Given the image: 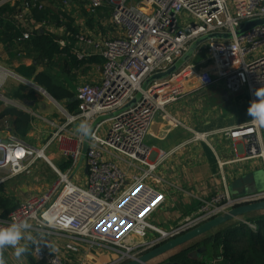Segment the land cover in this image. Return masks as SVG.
<instances>
[{"label":"built area","instance_id":"2783aa9c","mask_svg":"<svg viewBox=\"0 0 264 264\" xmlns=\"http://www.w3.org/2000/svg\"><path fill=\"white\" fill-rule=\"evenodd\" d=\"M77 1L83 2L93 16L110 8V26L114 33L104 40L85 33L73 36L84 49L77 52L79 59L99 55L104 60L100 80L84 82L76 89L75 112H69L34 80L5 67L0 53V101L28 113L33 119L32 126L39 122L49 131L48 136L41 138L46 140L44 145L36 148L12 133L9 126L3 129L7 134L0 137V191L9 181L29 175L39 159L50 162L45 153L53 145L70 163L65 171L51 166L58 175L57 181L44 193L20 203L7 217L0 215V221H10L13 216H46L56 225L50 238L67 242V247L77 252L85 250L95 257L106 254L110 259L103 264H125L236 207L264 201V191L232 196L226 172L228 165L239 161L261 160L264 165L262 130L250 121L211 131L191 130L187 144L210 145L212 138L243 141L244 155L237 160L219 159L223 189L203 200L194 216L164 230L153 224V218L165 204L166 196L153 183L160 181L159 168L186 144L169 152H157L147 143L158 117L170 127L183 126L181 120L169 113L168 107L188 94L192 83L198 82L201 88L221 83L233 94L246 91L250 101L252 91L264 86V25L237 35L246 23L264 19V0ZM18 2L22 4L16 16L20 27L26 26V15L31 8L45 7L41 0H0V8ZM14 25L19 27L16 22ZM214 33L231 34L232 39L222 40L221 46L214 41L207 42L213 57L205 69L192 76V68L188 67V72L180 71L145 87L150 77L169 70L194 41ZM63 34L69 37L66 27ZM31 37L32 33L26 30L16 42L22 43ZM58 42L62 47L68 45L63 38ZM10 79L32 91L48 94L60 113L48 120L31 106L4 97L2 92ZM139 93L141 99L124 110ZM84 117L92 124L100 118L106 119L95 126L98 139L89 142L81 163L84 143L73 129ZM241 222L257 230L255 223L247 219ZM149 234L153 238L147 240ZM34 255L47 264H72L61 254L46 255L41 248Z\"/></svg>","mask_w":264,"mask_h":264},{"label":"crops","instance_id":"0c3cea01","mask_svg":"<svg viewBox=\"0 0 264 264\" xmlns=\"http://www.w3.org/2000/svg\"><path fill=\"white\" fill-rule=\"evenodd\" d=\"M73 3L74 2L72 0L69 2V5H72ZM14 6L15 5L11 7ZM105 9L106 8L102 9L97 17L94 16L96 22L94 24V28H90L87 25L86 27L83 26L82 21L79 19H75L74 25L78 28H81L79 32L88 34L90 37L95 38L96 40H104L106 37H108V35H111L108 34V32L113 31L114 33V29L108 24V21L110 22V18L102 19L100 17L104 15ZM28 21L30 25L39 26L37 27L38 29L46 26V24H43L42 26L37 25V23H35L33 20ZM49 27L50 26L47 27V30L61 37L64 35L63 29H51ZM100 27H104L105 30H101ZM72 38L75 39V37ZM202 46L203 45L198 48L191 61L186 65L187 67L192 68V76L196 75L199 71L205 69L208 66V58H204V56L201 54L202 50L204 49V46ZM85 49L90 50V48L86 47ZM71 50H73L76 56L77 52L84 51V49L76 43V39L74 46L71 47ZM0 53L2 54V64L9 68L14 67L12 65L13 63H19L15 70L20 66L29 67L33 64V61H31L30 58H26L23 54L13 56L14 51L11 50L8 44L1 45ZM95 56L99 57V55ZM86 66L88 68L84 72H80L81 74L85 75V80H100L101 74L97 75L96 73L92 72L94 70L92 67L95 66V64ZM28 103L38 112H48L47 110L44 112L46 107L41 99ZM249 103L250 97L246 91L233 94L228 92L221 83L210 88H201L199 83L195 82L190 85L188 94L168 107L169 113L181 120L183 126L170 127L169 124L161 117L156 119L149 135L147 136V143L152 146L155 151L169 152L171 150H175L182 144H186L185 146L180 147V149L176 151L169 158V160L159 168L157 176L159 177L160 181L158 183H153V186L156 189L164 192L166 196L165 204L157 211L153 219L154 222H156L159 226H162L164 230H168L171 227L178 225L187 217L194 216L199 211V207L202 205L203 200L208 199L223 189L218 167L219 159L223 161L237 160L244 155L245 144L243 141L232 142L230 140L212 138L209 141L210 145L204 142L187 144L188 140L192 136L191 130L211 131L248 122L250 121V117L247 114ZM48 134V129L41 123L36 122L33 123L28 138L31 137L36 140L37 138L41 139L45 136H48ZM4 135L5 132L2 129L0 132V137H3ZM261 136L264 143V130H262ZM259 170L264 171V165L261 160L239 161L228 165L226 167V172L229 179V192L231 191V193H241L251 190L254 186L252 180L248 179V181L245 180L240 184L238 182L243 177H246L249 174ZM20 181L21 180L19 179H13L9 181L2 187L0 192V195L11 199L13 206H17V204H14L15 198L13 197L16 195V190L19 184L23 183ZM256 184L258 190L264 188V175L257 179ZM232 185H235V188L231 190L230 187ZM26 188H28V186L25 185L20 188V190L26 191ZM3 211V208L0 207L1 216ZM233 225H229V227ZM226 228H228V226ZM216 230L218 229H215L214 231ZM49 240L54 244L55 250L50 251L47 247L41 246V249L44 251V253L46 255L52 253L61 254L72 264H103L110 259V257L106 254H103L101 257H95L85 250L82 252H77L74 249L67 247V242L57 238L49 237ZM191 243H195V240L194 242L192 241L178 248L175 250L176 252L172 251L162 256L161 258L151 262V264H157L164 260V262L171 261L169 258L178 254L184 249L190 248V245H192ZM206 249L208 253L209 247L206 246ZM5 258L7 260V264H47L46 260H40L36 258L34 254L28 255L21 261H17L12 255V251L10 249L5 250Z\"/></svg>","mask_w":264,"mask_h":264},{"label":"trees","instance_id":"16d2710c","mask_svg":"<svg viewBox=\"0 0 264 264\" xmlns=\"http://www.w3.org/2000/svg\"><path fill=\"white\" fill-rule=\"evenodd\" d=\"M41 1L45 3V7L43 9L31 8L26 15L25 27H20V22L16 19L17 14L22 10L20 2L16 3L14 7L4 5L0 8V47L3 44H8L14 51L13 56L23 54L26 58L33 59L31 66L18 67L19 74L34 80L54 100L63 103L69 112H75L78 107L74 100L75 92L57 77L55 71H60L63 75L70 77L73 74L84 72L88 68L86 65H100L104 63V60L97 56L90 59H79L71 50L75 42L72 37L80 33L79 28L74 25L73 13L65 9L60 0ZM104 11L108 13L111 12V9L106 8ZM28 20H33L37 25L46 24V26L38 29L39 26L30 25ZM15 22L19 27L14 25ZM48 26L61 30L66 27L69 37H61L47 30ZM91 27L94 28V25ZM26 30L32 33V37L22 43H17V39ZM62 38L66 39L70 46H60L58 41ZM23 91L24 88L16 90L13 94L14 100L32 102L39 99L37 92L24 93ZM32 121V117L23 110L14 106L5 107L0 112V132L9 126L12 133L26 140L32 129ZM69 167V162H63L58 168L65 171ZM17 206H13L11 199L0 195V207L4 210L2 217H7ZM247 220L256 224V231L246 224L238 222L218 232L212 238L214 243L212 259L214 261L216 260L219 264H264V214ZM190 250L192 248L182 250L174 255L171 261L180 264H208L205 257L202 260L200 258L198 260L191 259L188 256Z\"/></svg>","mask_w":264,"mask_h":264},{"label":"rangeland","instance_id":"374dc122","mask_svg":"<svg viewBox=\"0 0 264 264\" xmlns=\"http://www.w3.org/2000/svg\"><path fill=\"white\" fill-rule=\"evenodd\" d=\"M73 4L69 5V3L66 2V0H61L60 3L65 6V9L71 11V13H73V17L75 19H79L82 21V25L86 27V25L90 28H92L91 26H93L96 22H95V17L97 16H89V13L87 12L86 8L84 7V4L77 1V0H73ZM67 5V6H66ZM111 12L106 13V11H104V15L100 16L102 19H109L111 18ZM75 24V21H74ZM108 24L110 25V22L108 21ZM108 24H106L107 26H109ZM51 28V27H49ZM53 29V28H51ZM81 28H79L80 31ZM101 30H105L104 27H101ZM83 33V32H80ZM108 34L113 35V31L108 32ZM205 45V46H204ZM204 49L202 50V55L204 56V58H208V64L211 62V58L213 57V53L210 50V47L208 46V43L203 44ZM202 46V47H203ZM100 57V56H99ZM31 59V58H30ZM31 61H33V59H31ZM13 63L12 65L14 67H7L10 70L15 71V73L19 74L18 72V68L15 70L16 66L19 64ZM103 64H95V66L92 67V69L94 68V70L92 72L98 74H101L102 72V66ZM55 74L57 75V77L62 80L64 83H66L73 92H76V89L84 82H88V80H85V75L81 74L80 72L78 74H73V76L67 77L65 75H63L60 71H55ZM20 75V74H19ZM22 76V75H20ZM23 77V76H22ZM27 78V77H26ZM30 79V78H28ZM20 88H24V93L30 92L32 91L29 87L27 86H23L21 85V83H19L17 80L14 79H10L8 84L6 85V87L4 88L2 94L4 97H6L7 99L14 101L16 103L19 104H24V102L18 100H14L13 98V94L16 90H19ZM39 95V99H41L46 107V109L44 110V112L47 110V113H41L44 114L46 116V118H48V120H53V118L56 117L57 114H59V108L58 106L55 104L54 101H52V99L49 97L48 94H43V93H38ZM1 106H0V112L2 111V109H4L5 107L11 106L8 103H5L3 101H0ZM37 111V110H35ZM38 112V111H37ZM6 133V132H5ZM52 133V132H51ZM7 134V133H6ZM6 135H4L3 137H5ZM26 140L28 142H30L34 147L36 148H41L42 145H44L46 140H41L37 141L33 138H26ZM46 156L48 158V160L56 167H60V165L63 162H66L62 156L60 155V153L56 150V147L53 145L50 147V149H48L46 151ZM59 169V168H58ZM58 175L56 174V172L54 171V169L52 167H50L48 165V163L44 160V159H39L36 164L34 165V167L32 168V172L29 175H22L17 177L16 179L21 180L19 186L17 187V192L15 197V203L19 205L20 203H22L23 201H25L26 199H28L30 196L38 194V193H44L51 185H53L56 181H57ZM26 184H25V183ZM28 186V188H26V191H21L20 188H22L23 186ZM15 188V187H14ZM12 189V188H11ZM1 192V191H0ZM14 193V192H13ZM3 194V193H2ZM18 198V199H17ZM201 208V206L199 207V209ZM258 214H264V212H260V213H251L248 215H245L244 217H241V219H236L233 220L225 225H223V227H219L217 228L218 230L216 231H211L209 232L208 235H203L202 237H199L198 239L195 240V243H191L192 245H190V248H192V250H190L188 256L190 255L191 252L193 251H197L202 247H209V252L207 253V249L205 251L204 254L207 253V255H205V261L208 264H219L216 260L214 261V259H212L214 252H212V246L214 245L212 238L220 231L223 230L224 228H226L227 226L229 227V225H233V224H237L238 222H241L242 220H246L247 218H254V217H258ZM249 216V217H248ZM155 217V216H154ZM154 219V218H153ZM153 224H155L156 226L162 228V226H159L156 222H154L153 220ZM212 236V237H211ZM153 238L152 234H149L147 237V240H150ZM194 242V241H193ZM177 250V249H176ZM175 251V250H174ZM176 252V251H175ZM203 254V255H204ZM201 254L200 259L202 260V258L204 257ZM173 257V256H172ZM171 257V258H172ZM171 258H169L171 260ZM168 259V258H167ZM165 261V260H164ZM162 261V262H164ZM160 262V263H162ZM167 262V261H166ZM157 263V264H160Z\"/></svg>","mask_w":264,"mask_h":264},{"label":"water","instance_id":"95a60500","mask_svg":"<svg viewBox=\"0 0 264 264\" xmlns=\"http://www.w3.org/2000/svg\"><path fill=\"white\" fill-rule=\"evenodd\" d=\"M260 25H264V19H260V20H254V21H250L248 23L245 24L244 28L241 31L237 32V35L240 36L241 34H243L244 32L250 31L252 29H254L257 26ZM187 33H190V30H187ZM232 39V35L231 34H227V33H214V34H209L206 36L201 37L199 40L194 41L189 49L185 52V54L166 72L163 73H158L152 77H150L146 83H145V87L150 86L154 81L157 80H165L166 78H168L169 76L179 73L180 71L186 72L188 71V67L186 66L188 62L191 61V59L193 58V56L195 55L196 51L198 50V48L210 41H214L216 45L221 46L222 45V40H230ZM141 99V94L139 93L136 98L129 103L124 110L129 109L130 107L134 106L139 100ZM24 104L29 105L28 102H24ZM30 106V105H29ZM106 118H100L98 120H96L93 124V127L95 128V126L101 122L102 120H105ZM89 148V142H84V146H83V156L81 158V163L83 162L84 158H85V154L87 152ZM50 166H53V164L51 162H48ZM87 169H86V173H87ZM262 175H264V171L263 170H259L256 172H253L251 174H249L246 177H243L242 179L239 180V184L242 182H244L245 180L248 181L252 180L254 186L252 187L251 190L249 191H244V192H238V193H231L232 196H240V195H246V194H252V193H256V192H261L264 191L263 189L258 190L256 181L257 179H259ZM231 190L233 188H235V185H232ZM260 211H264V201L261 202H256V203H252V204H247V205H243V206H239L236 207L232 210H230L229 212H226L220 216H217L199 226H197L196 228L185 232L181 235H178L174 238L169 239L168 241L162 243L161 245L157 246L156 248L146 252L145 254L141 255L137 260H132L129 261L125 264H151V262L161 258L162 256L198 239L199 237L233 221V220H238L241 219V217H244L245 215L251 214V213H255V212H260ZM206 251V247H202L197 251H193L190 253L189 257L191 259L194 260H198L201 257V254H204ZM160 264H180L178 262H173V261H168V262H162Z\"/></svg>","mask_w":264,"mask_h":264},{"label":"clouds","instance_id":"9594fccd","mask_svg":"<svg viewBox=\"0 0 264 264\" xmlns=\"http://www.w3.org/2000/svg\"><path fill=\"white\" fill-rule=\"evenodd\" d=\"M253 99L247 108L251 125L258 130H264V86L252 91ZM79 140L84 142L98 139L93 124L88 117L81 118L73 129ZM56 228L55 222L48 217H12L10 221H0V264H7L5 250H11L17 261L28 255L37 254L41 246L50 251L55 250L49 235Z\"/></svg>","mask_w":264,"mask_h":264},{"label":"bare ground","instance_id":"6f19581e","mask_svg":"<svg viewBox=\"0 0 264 264\" xmlns=\"http://www.w3.org/2000/svg\"><path fill=\"white\" fill-rule=\"evenodd\" d=\"M7 5H9V4H7ZM14 5H16V4H14ZM12 6V5H11ZM8 102V101H7Z\"/></svg>","mask_w":264,"mask_h":264}]
</instances>
